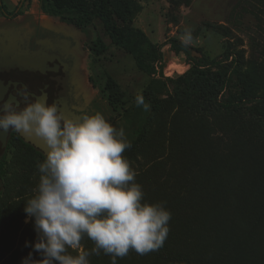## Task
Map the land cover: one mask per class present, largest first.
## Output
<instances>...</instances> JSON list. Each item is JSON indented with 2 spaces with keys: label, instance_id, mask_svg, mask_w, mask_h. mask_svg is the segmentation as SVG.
Listing matches in <instances>:
<instances>
[{
  "label": "rangeland",
  "instance_id": "rangeland-1",
  "mask_svg": "<svg viewBox=\"0 0 264 264\" xmlns=\"http://www.w3.org/2000/svg\"><path fill=\"white\" fill-rule=\"evenodd\" d=\"M138 1L142 9L133 25L142 29L152 41L163 44L166 76L177 78L190 65L184 53H174L169 40L177 38L185 42L184 38L190 36L187 44L194 58L218 57L229 46L242 51L244 68L264 82V0ZM1 5L0 9L26 18L28 22L22 25L25 31L27 23H45L67 30L74 37L78 44V63L72 74L73 104L80 111L90 109L89 115L102 113L117 129L123 128L128 138L132 137L125 117L151 76L137 67L130 53L111 42L103 22L95 18L86 35L72 23L61 21L59 15L45 12L40 0L22 3L21 0H1ZM97 38L108 46L101 54L93 51ZM109 78L116 86L108 84ZM116 90L121 96L111 105L107 95ZM22 148L19 142L14 153ZM241 151L252 163L241 158ZM123 155L135 172V183L143 188L144 201L162 203L171 219L163 243L167 252L139 255L129 251L125 257H117L116 264H207L205 260L232 264L228 258L212 255L211 250L216 251L214 247L201 243L185 229L203 228L206 215L209 223L216 225L219 218L216 214L224 213L226 194L238 196L239 209L244 211L249 203L245 192L247 183L253 178L252 164L264 166V119L247 111L232 114L213 107L199 112L168 100L152 119L139 148L134 153L125 151ZM36 157L31 186L24 191L26 202L35 195L40 180L37 165L44 160ZM234 183L236 187L232 191ZM242 195L245 196L242 198ZM30 221L31 217L16 216L0 227V264H22L30 252L33 260H41L40 253L34 250L38 235L35 224ZM223 229H230L233 242L247 249L258 243L257 237L237 239L231 232L228 218L219 228ZM84 248L82 243L81 249L76 250L79 253ZM100 258L101 264H112V257L103 251Z\"/></svg>",
  "mask_w": 264,
  "mask_h": 264
},
{
  "label": "clouds",
  "instance_id": "clouds-1",
  "mask_svg": "<svg viewBox=\"0 0 264 264\" xmlns=\"http://www.w3.org/2000/svg\"><path fill=\"white\" fill-rule=\"evenodd\" d=\"M24 95L22 108L12 100L0 103V132L34 134L48 151L37 165L41 175L35 195L24 208L35 218L34 250L43 259L33 260L30 252L22 264H90L88 257L101 251L116 264L130 250L144 255L162 247L171 214L162 203L144 201L123 155L132 147L124 129L100 112L69 119L56 104L28 102ZM137 104H144L143 97ZM85 235L94 242L91 251L69 254V248L81 249Z\"/></svg>",
  "mask_w": 264,
  "mask_h": 264
},
{
  "label": "trees",
  "instance_id": "trees-1",
  "mask_svg": "<svg viewBox=\"0 0 264 264\" xmlns=\"http://www.w3.org/2000/svg\"><path fill=\"white\" fill-rule=\"evenodd\" d=\"M41 8L48 13L57 14L61 21L73 23L87 34L89 24L98 18L103 22L111 42L122 47L135 59L137 67L151 76L150 81L141 94L144 104L138 105L137 98L134 107L126 115L125 121L132 131V147L126 149L134 153L144 141L149 125L166 101H174L182 106L203 111L210 107L232 114L247 111L250 115L264 119V82L244 68L242 51L227 47L218 57L202 55L194 58L191 46L182 40L172 38L169 43L175 54L184 53L189 60V68L179 77L164 74L163 44H158L140 28L133 25L136 15L142 5L138 0H40ZM108 48L102 39L94 42L93 51L101 54ZM110 86H116L112 78L108 79ZM170 87L172 91H170ZM108 100L111 105L121 92H110ZM115 104V103H114ZM147 106V107H145ZM23 148L14 153L10 163L11 174L8 176V186L5 195L0 201V227L16 216L24 219L28 215L24 211L26 201L24 191L31 186L34 161L36 155L43 160L44 154L23 139L20 140ZM243 160L251 162L245 152H240ZM252 163V162H251ZM253 178L247 183V202L244 211L239 209L240 200L235 194H226L224 197V213H217L219 218L211 224L208 215L203 219L199 230L185 229L187 234H193L201 243L212 246V255L230 259L232 264H264V166L252 164ZM236 183L232 185V191ZM238 192H241L238 189ZM245 195H242L243 198ZM176 220V216L174 217ZM225 218L230 220L232 231L237 239L252 237L258 238L257 244L247 249L233 242L230 229L220 231ZM35 224L31 217L30 224ZM177 230V228L175 227ZM85 251H91L94 242L86 235L81 241ZM11 246V245H10ZM11 256L15 255L12 247ZM134 251V250H130ZM160 254L167 252L165 245L158 250ZM68 253L75 256L76 249H68ZM41 259L43 257L41 256ZM90 264H101L100 254L88 257ZM181 257L178 256V260ZM207 264H216L215 260H205ZM58 264V262H57Z\"/></svg>",
  "mask_w": 264,
  "mask_h": 264
},
{
  "label": "flooded vegetation",
  "instance_id": "flooded-vegetation-1",
  "mask_svg": "<svg viewBox=\"0 0 264 264\" xmlns=\"http://www.w3.org/2000/svg\"><path fill=\"white\" fill-rule=\"evenodd\" d=\"M0 10V103L12 100L22 108L25 93L28 102H32L45 92L47 104H56L63 115L73 112L83 116L86 110L88 114L90 109L80 111L74 105L72 74L78 63V44L74 37L67 30L45 23H27L25 31L22 25L28 22L26 18ZM17 55L30 58L33 67L6 64V58ZM21 139L19 133L11 129L0 132V201L6 193L10 163Z\"/></svg>",
  "mask_w": 264,
  "mask_h": 264
},
{
  "label": "water",
  "instance_id": "water-1",
  "mask_svg": "<svg viewBox=\"0 0 264 264\" xmlns=\"http://www.w3.org/2000/svg\"><path fill=\"white\" fill-rule=\"evenodd\" d=\"M6 64L7 65L17 64L19 66H24V67H28V68L33 67V64H32V61L30 60V58L23 56V55H17V56H14V58L13 57L6 58ZM36 100H43L47 103V94L45 92H43L41 95H37ZM64 117L69 118V119L78 120L81 117V115H77V114L71 112L70 115H64ZM19 135L21 136V138L26 143H29L32 146H34L36 149L41 151L44 154V156L46 157V153L48 151V148H47L46 142L44 141L43 138L38 137L34 134L19 133Z\"/></svg>",
  "mask_w": 264,
  "mask_h": 264
}]
</instances>
